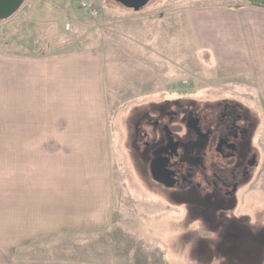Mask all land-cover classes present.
<instances>
[{
    "label": "rangeland",
    "instance_id": "374dc122",
    "mask_svg": "<svg viewBox=\"0 0 264 264\" xmlns=\"http://www.w3.org/2000/svg\"><path fill=\"white\" fill-rule=\"evenodd\" d=\"M94 1L100 7L97 18L85 12L78 0H25L20 9L33 15V22L27 33L11 39L10 21L2 20L6 32H0V48L27 53L64 48H98L101 52L114 184L110 225L90 235L13 234L14 178L16 175L19 188L22 177L20 170L17 174L14 171L22 163L14 146L28 139L14 137L13 129L19 122H13L12 106L0 105V264L52 258L111 264H254L253 200L264 173V106L255 104L251 78L220 70L224 62L219 49L211 41L205 46L198 39L197 28L186 19L192 8L248 2L151 0L137 11L114 0ZM233 59L240 65L248 62L238 56ZM221 98L238 100L258 113L254 145L260 166L224 208L206 205V209L204 195H197L200 199L193 206L189 198L154 182L148 160L134 146V137L143 122L140 113L151 102ZM22 125L19 123V128ZM212 200L222 202L217 197Z\"/></svg>",
    "mask_w": 264,
    "mask_h": 264
},
{
    "label": "crops",
    "instance_id": "0c3cea01",
    "mask_svg": "<svg viewBox=\"0 0 264 264\" xmlns=\"http://www.w3.org/2000/svg\"><path fill=\"white\" fill-rule=\"evenodd\" d=\"M186 14L187 22L197 28L198 39L205 46L211 41L219 49L224 62L219 69L226 75H248L256 90L255 104L264 106V8L244 3L192 8ZM32 16L19 9L4 20L10 21L11 39L19 37L20 32L27 33ZM97 49L27 53L0 48V105L12 106L13 122L23 123L22 128L19 123L15 125L14 137L18 141L28 139L14 146L22 160L19 169L14 170L22 174L19 188L14 174L15 235H90L110 225L114 184L107 139L111 131L106 128V87L101 77L102 56ZM237 56L247 59V65L234 62ZM17 163L15 160L14 165ZM262 175L253 200L254 264H264ZM16 262L111 264L66 258Z\"/></svg>",
    "mask_w": 264,
    "mask_h": 264
},
{
    "label": "flooded vegetation",
    "instance_id": "af4514ba",
    "mask_svg": "<svg viewBox=\"0 0 264 264\" xmlns=\"http://www.w3.org/2000/svg\"><path fill=\"white\" fill-rule=\"evenodd\" d=\"M258 119V113L230 98L151 102L140 113L134 146L158 185L189 198L193 206L197 195H204L205 206L224 208L259 165ZM153 165L172 186L154 179ZM212 197L222 202L215 204Z\"/></svg>",
    "mask_w": 264,
    "mask_h": 264
},
{
    "label": "water",
    "instance_id": "95a60500",
    "mask_svg": "<svg viewBox=\"0 0 264 264\" xmlns=\"http://www.w3.org/2000/svg\"><path fill=\"white\" fill-rule=\"evenodd\" d=\"M25 0H0V21L6 20L14 15L24 4ZM115 2L121 4L122 6L133 9L141 10L144 8L151 0H114ZM154 179L158 182H164L168 186H172V183L167 181V177L159 174L156 167L152 166Z\"/></svg>",
    "mask_w": 264,
    "mask_h": 264
},
{
    "label": "built area",
    "instance_id": "2783aa9c",
    "mask_svg": "<svg viewBox=\"0 0 264 264\" xmlns=\"http://www.w3.org/2000/svg\"><path fill=\"white\" fill-rule=\"evenodd\" d=\"M80 2L81 8L87 12L91 17L97 18L100 15V7L96 4L94 0H78ZM3 22V21H2ZM0 23V32L3 33L5 30V24ZM66 28H70V24H66Z\"/></svg>",
    "mask_w": 264,
    "mask_h": 264
},
{
    "label": "trees",
    "instance_id": "16d2710c",
    "mask_svg": "<svg viewBox=\"0 0 264 264\" xmlns=\"http://www.w3.org/2000/svg\"><path fill=\"white\" fill-rule=\"evenodd\" d=\"M252 6L264 8V0H245Z\"/></svg>",
    "mask_w": 264,
    "mask_h": 264
}]
</instances>
